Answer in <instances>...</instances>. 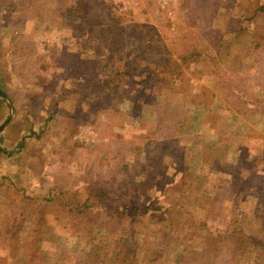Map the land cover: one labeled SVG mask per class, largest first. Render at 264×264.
<instances>
[{
    "label": "rangeland",
    "instance_id": "1",
    "mask_svg": "<svg viewBox=\"0 0 264 264\" xmlns=\"http://www.w3.org/2000/svg\"><path fill=\"white\" fill-rule=\"evenodd\" d=\"M38 1L54 6L0 0V86L11 105L2 124L13 121L0 157V264H101L104 256L88 257L93 245L99 253L108 250L109 260L112 239L128 224L73 218L60 210L59 197L46 200L52 191L75 205L100 189L124 199L133 193L135 205H150L157 215L135 222L134 264H147L155 251L162 255L148 264H210L213 257L211 264H238L240 255L258 257L260 248L233 250L227 232L241 226L249 235L257 227L264 236V191L257 190L264 186V46L256 45L250 19L264 0H89L90 11L101 3L114 9L126 32L122 51L108 64L109 36L86 41L85 27L62 19L63 0ZM241 26L250 30L238 33ZM222 36L228 49L226 42L215 46ZM185 48L195 56L184 75L162 71V62L181 61ZM114 69L126 73L118 92L111 86L94 91L99 77ZM24 133L27 142L17 150ZM187 171L193 173L188 179ZM96 195L102 208L113 205ZM121 204L120 198L112 207ZM171 205L184 210V240L177 219L175 232L166 218ZM210 231L220 233L213 244ZM188 249L196 253L186 256ZM205 250L212 254L203 256Z\"/></svg>",
    "mask_w": 264,
    "mask_h": 264
},
{
    "label": "trees",
    "instance_id": "2",
    "mask_svg": "<svg viewBox=\"0 0 264 264\" xmlns=\"http://www.w3.org/2000/svg\"><path fill=\"white\" fill-rule=\"evenodd\" d=\"M30 1H34V0H30ZM62 5L59 6V12L61 14L62 19H67L69 20L68 22H70V24L74 23V22H78L85 27L86 32L85 35L87 36L86 41H89L90 39H92V37H95V39H98L100 41L105 40L108 38L107 41V46H106V62L108 64V60H112L113 58H115L117 53H120L122 51V46L124 44V38H126V32L124 31L125 29L122 28V24H118L117 22L119 21V18L117 16V13L114 9H108V6L101 3V5L99 6H95L93 7L92 11L90 8V3L89 0H63ZM37 5L38 6H44L46 5V3H39V1L37 0ZM36 6V5H34ZM53 2H51L47 7H43L46 10L48 8H52ZM253 13L252 16L250 17L251 21L255 22V26L252 29V33L255 36V42L256 45H260L259 47L264 46V21L261 22L258 17L264 16V2L259 3L258 5L253 6ZM76 24V23H75ZM77 25L72 26L73 28H75ZM249 29V27H245V26H241L238 33L247 31ZM250 30V29H249ZM136 34V33H135ZM134 34V35H135ZM138 38H140V35L137 36ZM224 37H220L219 42L216 43L215 46H217L219 49L223 48V43L226 42V47L228 49V47H230L231 42H227V39H223ZM219 45V46H218ZM136 45H134L135 47ZM258 47V48H259ZM135 49V48H134ZM218 50V49H217ZM188 49L185 48L184 51L179 52L180 57H181V61H175L172 59V63L171 65H168V61H166V63L162 62L163 65V69L164 70H168L169 68L173 69V70H178L179 73H182L184 75V67H187L188 69L190 68V61L192 57L191 55H194L193 51L190 53H187ZM195 56V55H194ZM172 57H170L169 59H165V60H170ZM190 60V61H189ZM105 63V66L107 65ZM1 65V63H0ZM42 65L44 67H46V65L44 63H42ZM241 67V66H240ZM158 68V67H157ZM158 71V69H156ZM152 70L153 72H157V71ZM1 71V70H0ZM151 72V70H150ZM126 74L124 72H120L118 69H114V71L112 70L111 73H107L105 74L103 77H99L97 83L94 85L93 90H100V91H104L106 90L105 88H109V86L111 87H115L114 90L115 92H118L119 87L121 86V75ZM128 74V73H127ZM129 76H132V74H130ZM178 77V76H177ZM183 78V77H181ZM172 80H176V79H172ZM184 82V80L182 81ZM102 95V94H101ZM0 125L2 124V122L5 120V118L8 116L10 109H11V105L10 103L7 101L6 98V93L5 91L2 90V87L0 86ZM58 109H52L51 111H49L48 115L46 116V122L51 120V118L53 117V114L57 111ZM4 112V114H3ZM13 124L12 120H9L8 123L3 127V129L1 130L0 133V157L1 154L6 153L7 152V147L4 146L3 141H7L5 138V134L3 133L4 130H6V128L10 127ZM35 127L33 126V123L29 126V133L30 134H35ZM45 126L42 125L41 126V130L40 133L44 130ZM27 135L24 133L21 137L20 141H17V145H16V149L17 150H21L27 140ZM69 139V137H67V140ZM71 140V139H69ZM193 176L192 172H188L187 171V179L189 176ZM197 177V176H196ZM259 186H261V184L263 185L264 183V177L262 182L259 181ZM13 185V184H12ZM258 187L257 190H259V194L261 195V191H264V186ZM96 192V196L99 197L101 200H108L109 202L111 201V203L113 204L112 206L115 205V203H117V200H119L121 198L122 200V204L117 206V208L112 207L111 205L106 206L104 208L101 207V205H99V203L97 202V200H95L92 195L95 194ZM113 195L111 197H108V193L107 191L100 189L99 191H95L92 190L89 192V194L87 195V197L83 200V201H78L77 204L73 205L71 202H66L63 196H60L61 194H57L54 192H49V195L47 196L46 200H53L56 197L60 198V210L63 212H66L69 216L73 217V218H87L90 221L92 219H95L97 223H106L108 224L109 222L111 223V225L116 226V225H121L123 224H128L127 227H125L122 231H120L119 234L116 237H114L111 241V243L114 242V247H113V251H111L112 253V257H110L109 260H107V256L108 254L110 255L109 251L107 250L106 253H99V247L98 250H95V246L93 245L92 249L94 251L91 250V252H89L88 257L90 256H104V259H100L99 263L101 264H124L123 262L126 261L127 264H134V262L137 260H135V258L137 257V243L135 241V239L133 238V233L137 230V226L139 225V222H141V220L143 218H146L147 216L150 217V220H153L157 215H155V213H152L151 211V207L150 205H146V204H140V205H135V203L137 202V197L132 193H129L130 196L125 195L126 198L124 199V195L123 193H118L116 194V191L112 192ZM118 196H116V195ZM107 197V198H106ZM129 198V200L127 199ZM217 198V197H214ZM106 201V202H108ZM100 202V201H99ZM212 207L213 204L209 205V210L208 212H212ZM236 206H234L235 209ZM42 208H40L41 210ZM166 212H167V219L169 221V224L171 225V227L173 228V230L175 232H177L176 229H174V218L177 219V223H178V228H181V231H178L179 235H181V239H183V237H186V231H184L185 224L184 222L182 223L183 226H180L181 224L179 223L183 216V208L181 207H175L173 205L168 206L165 208ZM42 216L39 218L34 219L36 225H38L40 223V219L46 214V207H44L43 210L40 211ZM178 212V214H176ZM128 218V219H127ZM161 218V217H160ZM165 218V217H164ZM98 219H100L101 221H98ZM246 217H244V221L246 222L247 220H245ZM10 220V219H9ZM191 220H195V213L194 211L191 212V214H189V217H187V225L191 223ZM233 220H238L237 217V213L234 210L233 213ZM12 222H16L15 220L11 219ZM11 221H8L10 226H13L14 223H12ZM128 221V222H126ZM138 222V225L136 223ZM252 222L254 223V225H259V223H261V219L259 217H256L254 220H252ZM257 223V224H256ZM100 225V224H99ZM173 225V226H172ZM253 225V224H252ZM256 228V230H255ZM117 229L114 230V232H116ZM252 234H245V230L243 227L239 226L236 228H233L231 231L227 232V236L229 237L228 239H232L231 242H233V250H237V249H241L245 247H254L255 249H261L262 253H258V257L256 256L254 259L250 260V261H246L242 258V256L240 255V260H242V262H239L238 264H264V260L262 261L261 258H263L264 254V236L260 235L257 232V227H254V229L252 230ZM220 233L217 234V236H212L213 233L210 231L208 233V237H212L214 238V240L211 242V244H213V242L217 241V237L219 236ZM115 236V235H114ZM138 242V240H137ZM132 244V248L130 249V245ZM244 244V246H243ZM187 245H189L187 243ZM209 246V245H207ZM207 246L206 249H207ZM100 248L102 249H106V245L101 246ZM209 248H212V245L209 246ZM243 251V250H242ZM127 252V254H126ZM192 252V253H191ZM205 252L206 254H204L203 256H208L210 255V253L212 254V252L216 253V256L218 254V249L213 247L212 248V252L205 250L202 251ZM188 253V254H187ZM193 253H196V251H192V249H188L186 251V256H189L190 254L194 255ZM244 253V252H242ZM241 253V254H242ZM153 254V253H152ZM180 256L183 257V254L180 252L179 253ZM156 255L158 258H160V256L162 255L160 253V251L156 252L155 251V255L154 257L147 256L149 257V260L146 261L147 264L151 263L153 260L156 259ZM183 258H186L185 255ZM196 258V257H195ZM216 257H213L212 259H210L207 262L213 263L215 261ZM186 260V259H185ZM184 260V261H185Z\"/></svg>",
    "mask_w": 264,
    "mask_h": 264
},
{
    "label": "water",
    "instance_id": "3",
    "mask_svg": "<svg viewBox=\"0 0 264 264\" xmlns=\"http://www.w3.org/2000/svg\"><path fill=\"white\" fill-rule=\"evenodd\" d=\"M8 121V119L0 126V130L3 128L4 124Z\"/></svg>",
    "mask_w": 264,
    "mask_h": 264
}]
</instances>
